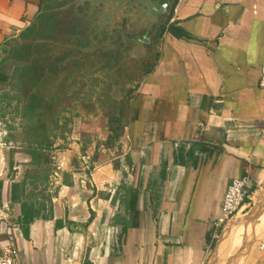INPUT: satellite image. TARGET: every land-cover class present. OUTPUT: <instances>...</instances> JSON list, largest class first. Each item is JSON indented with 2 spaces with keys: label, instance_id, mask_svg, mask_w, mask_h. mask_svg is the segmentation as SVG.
I'll list each match as a JSON object with an SVG mask.
<instances>
[{
  "label": "crops",
  "instance_id": "crops-1",
  "mask_svg": "<svg viewBox=\"0 0 264 264\" xmlns=\"http://www.w3.org/2000/svg\"><path fill=\"white\" fill-rule=\"evenodd\" d=\"M52 1L0 0V108L12 105L21 120L12 98V47ZM169 2L152 40L153 60L121 85L128 87L114 110H80L76 97L60 99L74 105L61 107L58 124L66 128L50 149L16 142L18 127L6 129L11 145H0V252L15 246L19 264H207L229 183L263 175L264 0ZM109 7L106 26L89 47L101 50L102 32L108 39L100 43L102 63L121 65L112 58L118 52L124 65L121 27L132 20L124 19L121 0H107L104 11ZM112 34L118 50L110 47ZM253 215L216 240L218 258L249 222L264 226V210L246 220ZM243 264H264V239Z\"/></svg>",
  "mask_w": 264,
  "mask_h": 264
},
{
  "label": "rangeland",
  "instance_id": "rangeland-1",
  "mask_svg": "<svg viewBox=\"0 0 264 264\" xmlns=\"http://www.w3.org/2000/svg\"><path fill=\"white\" fill-rule=\"evenodd\" d=\"M82 1L83 0H75L74 2L72 0L71 2H66V0H53L51 4L47 6L46 12L49 14V17L51 16L50 18L54 23L53 40L55 42L45 43V41L39 40L27 42L26 50L29 52L26 53V63L42 67V65H51L54 59H58L62 61L60 65L73 66L75 75L73 78L69 79L66 85H62L63 76L58 79L54 77H52V79L47 78L48 80L40 82L35 91L39 95L41 101L46 102V106L44 107L45 103L42 102L43 106L41 110L37 112L38 123H36L37 125L32 131L29 130L27 134L26 121L14 115L12 105L0 108V112L2 113H0V122L5 128L7 129L13 126L18 127L17 131L15 130L16 132L12 135L16 142L26 143L27 141L37 145L36 147H40L41 149L43 146L46 149H50L55 143L54 141L62 137L63 131L66 128V126L58 124L61 107H70V109H73L74 103L64 106V101H62L64 99L70 100V98L76 97L74 100H78L79 102H75V105L78 106L76 108L80 110H92L97 107L102 108L103 105H107L109 111L114 110L116 107L115 105L121 98L123 89H126V87L122 88L121 85L130 80H136L147 67V63L152 61L155 56V47L152 46V40L154 33L166 22V16L164 14L156 16L151 7H143L144 11L141 12L138 18L140 26L138 22H133L134 20L131 18L134 16L133 14L130 17L133 21H126L124 23L125 25L121 27V31L126 35V45L123 46L126 49L127 60L124 65L123 58L119 55L114 61L119 63L118 58H120L121 65H113L112 63L110 65H104L102 63L105 57L99 56V53H102L101 51L103 49L100 43L102 41L105 43L108 42L107 38H103L102 32L98 33L100 40L97 41L99 42V48H101V50L92 52L88 47V51L87 49L86 51L89 53V56L87 57V55H84L86 52L77 48L78 44H76V41L79 39H88V46H92L94 42V32H96L98 28L96 24L91 23V20H93V15H91L92 12H87L88 7L85 5L86 3H84L85 1ZM143 3L144 0H142V4ZM158 3H161V0H158ZM137 14L139 15V13ZM132 24H134L135 27ZM111 36L113 37L111 39H114L112 42L117 41V43H113L114 45L111 44L110 47L112 50H118L119 43L115 38L116 35L112 34ZM143 37L147 38L145 42L142 40ZM134 38L137 41L134 40ZM37 43L41 46L37 45ZM123 46L121 47V51ZM48 47L51 53L48 51ZM82 61H86L84 63H89V69L83 73H76ZM93 62L97 64L93 65ZM74 83L76 84L72 85ZM32 91H34V89ZM21 92H26V84ZM53 95H57L59 98L48 105ZM4 108L5 111H3ZM40 126L41 131L38 133ZM26 152L28 153L31 151L26 150ZM40 157V159L48 161L49 156L40 154ZM251 177L250 185L254 184L255 190L251 194L248 202H246L247 206L243 208V210H238L229 221H225L220 225L216 232V239L213 243V247H211L207 264H243L244 256L248 250L257 246L258 243L264 239V226L261 225V222L257 219L253 222H249L247 232L243 231L236 235L232 246L227 251V254H224V257L218 258L215 255L214 247L216 245V240L218 241L220 239L228 226L235 224L239 219H242V222L248 224L243 218L255 213L260 203L264 201V190H262L264 186V173L260 178L253 175H251ZM260 191H262L261 195L259 194Z\"/></svg>",
  "mask_w": 264,
  "mask_h": 264
},
{
  "label": "trees",
  "instance_id": "trees-1",
  "mask_svg": "<svg viewBox=\"0 0 264 264\" xmlns=\"http://www.w3.org/2000/svg\"><path fill=\"white\" fill-rule=\"evenodd\" d=\"M46 11H47V7L46 9L40 12V14L36 17L35 21L33 22V24L27 27L24 30V32L20 34L21 42L17 43L14 47H12V53H11L17 65L13 71L12 87L14 89V93H13L14 96H12V98L15 100L16 112L19 114L22 113V118L28 123L30 127V129L28 130L31 131L37 125L36 123H38L37 112L38 110H41L43 106L42 102L45 103L44 107L46 106V102L41 101L39 95L35 91L36 88L39 86L40 82H43V80L44 81L48 80L47 78L52 79V77H54L58 79L63 76L62 85H66L69 79L73 78L75 75V72L73 71V66L60 65L62 64L61 63L62 61L58 59H54L53 60L54 62L51 63V65H42V67H38L37 65H31V64L29 65V63H26V53L29 52L26 50L28 41L31 42V41L39 40V41H45V43L55 42L53 40V32H54L53 30L55 29L54 23L50 18L51 16L49 17V14H47ZM95 38H97V36ZM115 42L117 43V41ZM88 43H89L88 39H79L78 41H76V44H78L77 48L82 49L83 52H86V54L84 53V55H87V57H88V53L86 49L88 50L89 47ZM37 45L41 46L38 43ZM48 51L51 53L49 47H48ZM103 54L104 53H99V56L105 57V55ZM117 56H118V52H115L112 58H116ZM84 62L86 61H82L81 66L78 67L76 73H83L89 69V66L85 65ZM25 84H26V92L22 93L21 90L25 88ZM75 84L76 83L72 85ZM33 89L34 91H32ZM58 98L59 97H57V95H53L48 105L52 104L51 102L56 101ZM21 104L22 106H20ZM19 146L22 145L21 144L16 145L15 148H18ZM253 190L254 189H252V191ZM248 200L249 199L247 197H244L243 203L248 202Z\"/></svg>",
  "mask_w": 264,
  "mask_h": 264
},
{
  "label": "built area",
  "instance_id": "built-area-1",
  "mask_svg": "<svg viewBox=\"0 0 264 264\" xmlns=\"http://www.w3.org/2000/svg\"><path fill=\"white\" fill-rule=\"evenodd\" d=\"M259 85L264 87V59L260 65V79ZM6 128L0 122V145L1 146H10L11 143L4 140L6 137ZM60 142L59 139L56 140L55 144L58 145ZM102 152L110 153V156L115 157L118 154V150H108L105 147H102ZM251 175H245L239 179L232 180L224 194L223 202H222V213L221 219L218 223L214 225V233L216 232L220 225H222L225 221H229L233 215L244 206L243 199L244 197L248 198L249 189L251 184ZM249 199V198H248ZM240 207V208H239ZM239 208V209H238ZM19 254L18 249L15 246L7 245L2 252H0V264H19Z\"/></svg>",
  "mask_w": 264,
  "mask_h": 264
},
{
  "label": "flooded vegetation",
  "instance_id": "flooded-vegetation-1",
  "mask_svg": "<svg viewBox=\"0 0 264 264\" xmlns=\"http://www.w3.org/2000/svg\"><path fill=\"white\" fill-rule=\"evenodd\" d=\"M66 1H68V0H66ZM83 1H85L84 3H87L86 0H83ZM88 1H89V7H88L87 12H92L91 15H93V20H91V23L96 24V25L98 24L97 28H98V30H100L102 28V26H106L104 21L107 20V17L111 13L110 7H109V9H107V11H104V9H103L104 3L107 0H95V1L94 0H88ZM92 1H94V2L91 3ZM169 1H171V0H161V3H158V0H144V3L142 4V0H121V2H124L125 6H126V9L124 10L123 17L125 20L126 19L129 20V19L133 18L134 21L133 20L132 21L135 23L138 22V24H139L138 18L140 16L141 12L144 11L143 7H148V8L151 7L153 9L154 13L156 14V16H160V15L164 14L167 18V15L169 13V4H170ZM98 2H100V5H99V8L97 9L95 7V5ZM137 13H139V15ZM133 14H134V16L131 17ZM132 25H134V24H132ZM139 26H140V24H139ZM134 27H135V25H134ZM141 28H143V27H141ZM147 31H148V29H147ZM134 40H136V39L134 38ZM142 40H143V42H145L147 40V38L143 37Z\"/></svg>",
  "mask_w": 264,
  "mask_h": 264
},
{
  "label": "water",
  "instance_id": "water-1",
  "mask_svg": "<svg viewBox=\"0 0 264 264\" xmlns=\"http://www.w3.org/2000/svg\"><path fill=\"white\" fill-rule=\"evenodd\" d=\"M125 87L127 88L128 86H125ZM262 210H264V201L262 203H260V205L258 207V211H256L252 217H247L246 220L247 221L254 220L258 215H260V212Z\"/></svg>",
  "mask_w": 264,
  "mask_h": 264
}]
</instances>
